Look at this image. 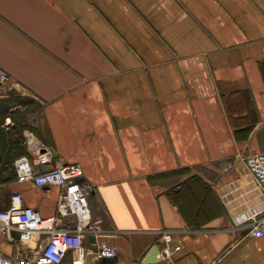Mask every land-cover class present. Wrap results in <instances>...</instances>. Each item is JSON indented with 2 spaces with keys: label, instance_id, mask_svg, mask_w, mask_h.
I'll list each match as a JSON object with an SVG mask.
<instances>
[{
  "label": "crops",
  "instance_id": "1",
  "mask_svg": "<svg viewBox=\"0 0 264 264\" xmlns=\"http://www.w3.org/2000/svg\"><path fill=\"white\" fill-rule=\"evenodd\" d=\"M0 72V97L40 103L24 139L82 169L117 250L95 264H264L245 220L264 203L245 164L264 153V0H0ZM7 188L56 213L59 188Z\"/></svg>",
  "mask_w": 264,
  "mask_h": 264
},
{
  "label": "built area",
  "instance_id": "2",
  "mask_svg": "<svg viewBox=\"0 0 264 264\" xmlns=\"http://www.w3.org/2000/svg\"><path fill=\"white\" fill-rule=\"evenodd\" d=\"M0 72V82L8 81ZM24 144L28 156L14 161L13 167L19 182H31L34 187L60 189L56 201V213L44 217L34 208L23 205L19 194H11L8 205L0 209V247L18 246L23 250L20 257H12L0 249V264H95L92 260L111 259L116 248L99 240L102 232L100 218L93 217L88 189L81 182L82 169L78 164H54L51 149L40 143L31 133L25 135ZM264 194V153H255L245 160ZM70 221L66 223V219ZM251 223L250 235L264 237V203L256 211L247 213ZM166 242L171 234H162ZM93 238V242H90ZM180 250L179 245L165 249V257Z\"/></svg>",
  "mask_w": 264,
  "mask_h": 264
},
{
  "label": "trees",
  "instance_id": "3",
  "mask_svg": "<svg viewBox=\"0 0 264 264\" xmlns=\"http://www.w3.org/2000/svg\"><path fill=\"white\" fill-rule=\"evenodd\" d=\"M2 84H0L1 93ZM0 97V209H5L8 205L7 186L16 181L14 171V161L22 156L28 155L24 145L23 132L33 129L28 124L30 114L37 116L40 110V103L28 96H22L15 89H10ZM231 119L233 113L227 106ZM250 116V115H249ZM11 119V124L4 126L7 118ZM5 187V188H4Z\"/></svg>",
  "mask_w": 264,
  "mask_h": 264
},
{
  "label": "water",
  "instance_id": "4",
  "mask_svg": "<svg viewBox=\"0 0 264 264\" xmlns=\"http://www.w3.org/2000/svg\"><path fill=\"white\" fill-rule=\"evenodd\" d=\"M93 238H90V242H93ZM159 249L156 246L152 247L151 250L148 252L147 256L145 257V262L157 261V254Z\"/></svg>",
  "mask_w": 264,
  "mask_h": 264
},
{
  "label": "rangeland",
  "instance_id": "5",
  "mask_svg": "<svg viewBox=\"0 0 264 264\" xmlns=\"http://www.w3.org/2000/svg\"><path fill=\"white\" fill-rule=\"evenodd\" d=\"M39 117V116H38ZM37 118L36 114H30L29 118H28V124H30V126H33L34 124L38 125L39 124V120H35ZM7 124L10 125L11 124V119L10 117L7 118ZM2 187H0L1 189ZM5 188V187H4Z\"/></svg>",
  "mask_w": 264,
  "mask_h": 264
}]
</instances>
